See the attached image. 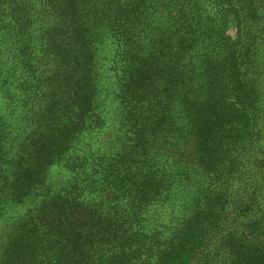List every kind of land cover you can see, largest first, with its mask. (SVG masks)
<instances>
[{
	"label": "trees",
	"instance_id": "1",
	"mask_svg": "<svg viewBox=\"0 0 264 264\" xmlns=\"http://www.w3.org/2000/svg\"><path fill=\"white\" fill-rule=\"evenodd\" d=\"M0 264H264V0H0Z\"/></svg>",
	"mask_w": 264,
	"mask_h": 264
}]
</instances>
